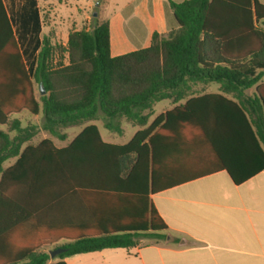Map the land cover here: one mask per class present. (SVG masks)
Masks as SVG:
<instances>
[{
    "label": "trees",
    "instance_id": "16d2710c",
    "mask_svg": "<svg viewBox=\"0 0 264 264\" xmlns=\"http://www.w3.org/2000/svg\"><path fill=\"white\" fill-rule=\"evenodd\" d=\"M169 5L175 26L155 32L148 47L113 56L111 24L97 21L90 30L72 31L65 47L46 36L31 74L0 0V264H48L51 255L42 249L62 240L65 251L55 264H67L65 258L75 255L132 248L140 236L165 238L167 226L150 194L221 170L239 185L264 169V0H169ZM211 83L219 84L220 93L197 95L198 85ZM35 85L46 91L40 100ZM163 100L177 105L149 123L154 104ZM221 103L259 152V165L246 172L214 146L220 125L215 107ZM23 111L42 112L44 129L62 139L60 128L99 118L112 133H123L120 119L139 130L124 145L104 142L95 124L66 148L50 139L32 145L36 127L11 120ZM163 131L183 140L176 152L189 159L186 178L160 173L156 141ZM214 154L217 163L205 165ZM84 191L136 197L144 205L140 223L79 236L63 231L26 239L20 234L26 222L47 217L61 198ZM49 222L34 228L54 230Z\"/></svg>",
    "mask_w": 264,
    "mask_h": 264
},
{
    "label": "crops",
    "instance_id": "0c3cea01",
    "mask_svg": "<svg viewBox=\"0 0 264 264\" xmlns=\"http://www.w3.org/2000/svg\"><path fill=\"white\" fill-rule=\"evenodd\" d=\"M2 1L21 56L31 74L36 69L46 36L51 37L53 44L65 47L72 31L90 30L86 28L92 20L88 14L84 20L74 21L72 29L65 32L53 26L47 16L49 12L38 4V0ZM133 6H136L132 11L135 15L133 22L137 21L140 24L130 26L128 21L129 25L124 24L123 28L129 34V39L141 48L151 44L155 32L166 33L175 26L169 0H154L146 12L143 10L141 13L137 10L136 3H133ZM146 14H149L150 19L145 18ZM116 29V45H119L121 41L124 43L122 39L124 33L118 26ZM112 30L111 24V43ZM120 32L122 38L119 37ZM144 45L145 47H142ZM113 56L119 55L113 54ZM66 57L65 55V62H67ZM211 84L198 85L197 95L220 93V86L212 89ZM247 93L251 95L253 89ZM169 101V105L163 107L159 113L155 110L156 103L154 104L150 111L149 123L177 105ZM225 106L221 103L215 107L220 125L214 130V146L232 166L246 172L259 165L260 155L247 129L242 127L234 116L226 113ZM23 112L16 115L19 116ZM16 115H12L11 120L18 119L15 118ZM18 120L21 122L20 119ZM77 135L72 140H67L66 135L63 139L59 137V144L52 142L57 148H66ZM101 138L111 144L124 145L129 142L121 143L102 135ZM156 142L160 173L168 178H186L191 173L188 167L189 159L185 158L182 152H176L182 147L183 140L179 141L169 131H163ZM208 148L212 150L209 143L205 142V149ZM213 157L214 159L205 158V165L216 164L215 154ZM14 160L7 166L9 160L6 161L5 168L12 166L16 158ZM149 199L167 226L165 238L140 236L135 247L109 248L75 255L65 258V262L67 264H264V169L239 185L233 182L227 171L221 170L165 188L159 193L150 194ZM143 208L144 205L132 195L98 191L72 192L54 203L51 206L52 212L47 217H41L39 221L32 219L26 222L20 234L26 239L56 237L63 231L78 236L96 234L114 227H127L140 223ZM48 221L54 225V230L40 231L39 228H34V225L36 228L44 227L39 225ZM81 226H86V229H79ZM65 243L66 240H62L43 248L42 251L51 254ZM58 256L51 257L48 264L58 262L60 260Z\"/></svg>",
    "mask_w": 264,
    "mask_h": 264
},
{
    "label": "rangeland",
    "instance_id": "374dc122",
    "mask_svg": "<svg viewBox=\"0 0 264 264\" xmlns=\"http://www.w3.org/2000/svg\"><path fill=\"white\" fill-rule=\"evenodd\" d=\"M154 0H38V4L46 10L47 16L52 21V24L58 30H62L67 32L71 30L73 27V23L76 20H84L85 16L88 14L91 16L92 20L90 25H87L86 28L92 29V27L96 24L97 21H109L112 24V44H113V54L114 55H122L133 50H137L141 47L137 45L135 42L129 39V34L127 33L126 29L124 30L123 26L125 25H137L140 24L135 20V15L133 14V3L137 4V10L141 13L143 10L150 6V3ZM99 3V5H97ZM97 13V17H94V14ZM145 17V16H144ZM146 19H150L149 14H146ZM47 19V18H46ZM129 21V24H127ZM123 31V38L122 33H119V37L123 39L124 43L121 41L119 45H116L117 36H116V27ZM119 39V38H118ZM142 47H145L142 46ZM219 86L217 83H212L211 88L215 89ZM35 96L38 100L42 96L39 86L35 85ZM169 100H164L161 102L156 103L155 110L157 113L161 112L162 108L169 105ZM42 108V107H41ZM21 120L22 127L27 126H35L37 129V133L35 137L32 139L30 144H37L44 139H51L55 143L59 144L60 139L58 136L52 135L48 131L44 129V115L42 112L39 115H32L29 112L25 111L19 116H15ZM122 128H123V135H119L116 133H110L104 127V120L103 118H99L97 120H93L90 122H85L78 126H72L67 128H60L59 133L61 135H66L68 138L67 140H72V138L81 132L86 126L90 124H95L100 132L101 135L105 138L111 137L114 140L126 143L130 141L133 136L135 135L136 131L138 130L137 127L133 126L131 123L127 122L125 119H120ZM17 133L13 132L10 135L13 137ZM15 160H9L6 163L8 164L13 163Z\"/></svg>",
    "mask_w": 264,
    "mask_h": 264
},
{
    "label": "water",
    "instance_id": "95a60500",
    "mask_svg": "<svg viewBox=\"0 0 264 264\" xmlns=\"http://www.w3.org/2000/svg\"><path fill=\"white\" fill-rule=\"evenodd\" d=\"M97 5H99V3ZM94 17H97V13L94 14ZM39 88H40V92L42 95L46 94V91L44 90L42 85H40ZM64 251H65L64 249L58 248L55 251L51 252L50 255H51V257H56L57 255L63 253Z\"/></svg>",
    "mask_w": 264,
    "mask_h": 264
}]
</instances>
